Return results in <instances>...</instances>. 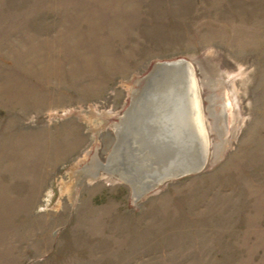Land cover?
Wrapping results in <instances>:
<instances>
[{"label":"rangeland","instance_id":"374dc122","mask_svg":"<svg viewBox=\"0 0 264 264\" xmlns=\"http://www.w3.org/2000/svg\"><path fill=\"white\" fill-rule=\"evenodd\" d=\"M182 57L207 164L138 196L114 124ZM0 264H264V0H0Z\"/></svg>","mask_w":264,"mask_h":264},{"label":"water","instance_id":"95a60500","mask_svg":"<svg viewBox=\"0 0 264 264\" xmlns=\"http://www.w3.org/2000/svg\"><path fill=\"white\" fill-rule=\"evenodd\" d=\"M188 66L196 76L193 63L184 57L155 62L147 74L136 79L137 86L133 90L130 105L119 118V121L114 124L117 139L108 156L107 164H109V167H115L118 172V174H115L129 183L131 180L135 182L137 179L134 178L135 172L129 171L127 165L130 162H134V164L136 162L140 163L143 157L148 158L147 153H143L141 159H139L140 156H128L126 152L121 150L122 148L124 149L126 141L124 125L131 115L138 117V119L143 115L147 116L148 120L151 118L153 131H158L155 136V143L161 142V145L167 143V147L175 145V148L170 146L169 148L161 150L158 158L155 160H149L148 158V160L142 161L148 167L155 169L157 176L155 178L156 182L144 187L141 195L139 194L140 196L157 190L162 183L169 179H177L185 175L200 172L207 164L210 139L197 76L206 143L199 134L194 133L190 136L189 132H186L188 128L182 125L184 124V120L182 121L181 118H179V127H174L172 124V119L175 114L176 117L183 114L184 118L189 116L187 114L190 111L188 107L189 97L186 95L185 90H182V84L184 83L183 71H186ZM208 100L209 104L207 109L209 117H212L211 124L221 133L220 136L224 137L227 131L226 121L230 108L227 104V99L223 95L221 96L215 92L210 94ZM177 105L180 106L178 111L175 110V106ZM161 115H164V117L162 118ZM120 147L122 148L120 149ZM118 152L120 154L115 159Z\"/></svg>","mask_w":264,"mask_h":264},{"label":"bare ground","instance_id":"6f19581e","mask_svg":"<svg viewBox=\"0 0 264 264\" xmlns=\"http://www.w3.org/2000/svg\"><path fill=\"white\" fill-rule=\"evenodd\" d=\"M183 75H184V83L182 84L183 86L182 90H185L186 95L189 97L188 107L190 111L187 113L189 116H186V118H184V114H183L179 117H176L175 114V116L172 119V124L174 125V127H179L180 125L179 118H181L182 121L184 120V124L182 125L188 128L186 132L188 131L190 136L194 133L199 134L206 143V137H204L205 125L203 122V112L200 104L197 78L189 66L186 68V71L185 70L183 71ZM176 102L178 103L177 100ZM227 102H228L227 104L229 105L230 104L229 101ZM179 108H180L179 105L175 106L176 111H178ZM161 117L163 118L164 115H161ZM139 119L138 117L131 115V117L125 123L124 131L126 134L125 135L126 141H125L124 149L120 147V149L122 148L121 149L122 151L126 152V154L132 157L140 156L139 159H141V155L143 153H147L149 160L150 159L155 160L156 158H158V155L160 154L161 150L169 148L170 146L175 148V145H170L169 147H167L168 145L167 143H164L165 146L164 144L161 145V142L155 143L154 140L158 131L156 132L153 131L151 118L148 120L147 116L143 115ZM173 125L171 126L173 127ZM119 152L116 154L115 159H117L118 154H120ZM148 158L143 157L140 160V163L136 162V164H134L133 162L127 165L129 171H132L133 173L135 172L134 178H136L137 181L134 182L131 180L132 182L130 181V184L138 196L141 195V192L144 187L149 186L152 183L154 184L156 182L155 180L157 176L156 170L148 167L147 164L145 165L144 162H142V161H146V159L148 160ZM105 168H107L108 171L111 170V172H113L114 174L115 173L118 174L115 167H111V166L109 167V165L105 164Z\"/></svg>","mask_w":264,"mask_h":264}]
</instances>
